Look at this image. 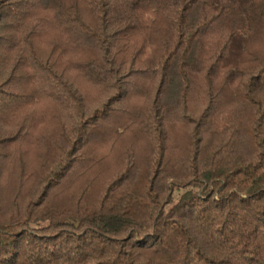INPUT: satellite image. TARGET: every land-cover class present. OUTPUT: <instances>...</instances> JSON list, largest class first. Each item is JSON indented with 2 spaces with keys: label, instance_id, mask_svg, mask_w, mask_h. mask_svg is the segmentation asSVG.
<instances>
[{
  "label": "trees",
  "instance_id": "1",
  "mask_svg": "<svg viewBox=\"0 0 264 264\" xmlns=\"http://www.w3.org/2000/svg\"><path fill=\"white\" fill-rule=\"evenodd\" d=\"M0 264H264V0H0Z\"/></svg>",
  "mask_w": 264,
  "mask_h": 264
}]
</instances>
